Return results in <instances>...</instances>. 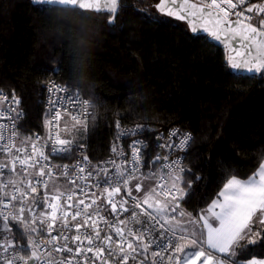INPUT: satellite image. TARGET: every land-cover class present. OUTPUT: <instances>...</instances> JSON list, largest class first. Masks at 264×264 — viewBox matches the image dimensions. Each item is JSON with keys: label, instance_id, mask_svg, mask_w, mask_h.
Wrapping results in <instances>:
<instances>
[{"label": "trees", "instance_id": "16d2710c", "mask_svg": "<svg viewBox=\"0 0 264 264\" xmlns=\"http://www.w3.org/2000/svg\"><path fill=\"white\" fill-rule=\"evenodd\" d=\"M156 1L119 0L111 15L77 9L73 21L47 12L61 6L0 0V89L20 96L23 132L43 129L49 79L85 97L90 113L75 141L94 160L106 154L118 121L190 131L186 206L202 210L229 178H248L264 160V75H234L224 48L158 13ZM91 20L98 31L82 46L75 24ZM257 230V243L241 241L235 257H221H264V226L253 224Z\"/></svg>", "mask_w": 264, "mask_h": 264}, {"label": "snow or ice", "instance_id": "6c2138e0", "mask_svg": "<svg viewBox=\"0 0 264 264\" xmlns=\"http://www.w3.org/2000/svg\"><path fill=\"white\" fill-rule=\"evenodd\" d=\"M33 2L63 6L47 9L49 14L77 13V9L99 11L104 8L113 14L117 11V0L103 5L100 0ZM222 2L229 9H235L245 0ZM157 7L168 16L188 20L193 33L202 29L196 38L208 33L220 41L223 33H229L226 42L236 41L244 48L243 52L235 50L234 56L229 57L232 69L254 73L264 70V18L260 20V29L246 24L244 21L252 17L244 16L243 12L234 13L238 18L244 17L243 20L230 21L229 12L217 0L205 4L160 0ZM254 9L257 14L264 13V5L259 4L251 5L246 11L252 13ZM74 99L87 109L88 101H81L78 94ZM12 103L19 101L13 98ZM61 107L64 105L59 98L52 102L53 119L59 120ZM3 111L5 109L0 108V112ZM11 111L14 109L9 110V115ZM73 119L79 123L76 116ZM15 128L13 123L10 131H0V156L4 157L0 161V239L4 241L0 243V264H29L30 261L32 264H96V261L109 264L110 260L112 264L117 261L128 264L130 258L136 261L138 257H143L139 264H146L148 251L153 247L156 250L151 253V264H195L201 257L203 264H224L217 254H226V258L231 259L236 256V248L244 247L241 241L255 244L261 236V231H253V224L264 226V164L247 180L229 179L211 205L198 217H192L180 208V201L186 195L180 187L183 173L190 170L184 169L179 160L163 164L159 172L140 173L142 146L136 141L131 145L132 159L126 167L116 164L114 159L91 166L87 156H83L76 164L59 166L57 170L43 151L46 145L40 143V137L20 140L21 144L31 146L29 152L26 147L16 145ZM124 135H132V132L126 131ZM190 141V135L184 136L179 147L186 149ZM71 150L72 141L61 139L57 134L50 155L71 153ZM113 152L117 157L123 156L115 147ZM61 177L64 188L57 183ZM133 180L137 181L135 185H132ZM145 180H156V183L145 188ZM142 188V196H133V190L139 193ZM122 189L126 196H120ZM124 213L130 215L121 219ZM10 221L20 225L17 232L22 239H27L29 247L13 244L14 236L3 235L11 234ZM133 224L138 227H131ZM53 231L56 236L52 235ZM113 233L118 238L116 241H113ZM53 252H66L69 256L60 260L47 258ZM88 253L93 256L89 257ZM232 264L242 262L232 260ZM248 264H264V260L254 258Z\"/></svg>", "mask_w": 264, "mask_h": 264}, {"label": "built area", "instance_id": "2783aa9c", "mask_svg": "<svg viewBox=\"0 0 264 264\" xmlns=\"http://www.w3.org/2000/svg\"><path fill=\"white\" fill-rule=\"evenodd\" d=\"M197 2L201 3H210L211 0H195ZM218 3L221 4V7L226 9L229 12L228 18H237L243 20L244 17H237L234 15L235 12H243L244 16H250L252 19L250 21H244L246 23H251L254 27H257L258 29L261 28L260 20L264 18V13L257 14L255 9L252 13H248L246 9L250 7L253 4H259L264 5V0H259L253 3H250L248 0H245L244 4H238V7L235 9H229L228 5L226 3H223L222 0H217ZM233 3H238V0H233ZM223 15V13H221ZM261 75H264V70H262ZM44 97L42 99L43 103V109H44V119H43V129L37 130L32 129L30 131L23 132L20 130V123L22 119V108H21V98L18 95H9L6 93L5 90L0 89V108H4L5 111L0 112V131H10L11 126L13 123H15L16 128L15 131L18 132V138L16 139V145L19 147H26L28 151H32L30 145H23L20 143V140L25 137H40V143H44L46 146L44 147L43 151L46 155H49V162L55 169H59V166H71L77 163L78 160L81 159L83 156H87L88 161L90 162L91 166H96L98 164L103 165L107 161L115 160L116 164L120 165L123 164V166H127V162H130L132 159V148L131 145L133 142L139 141L140 145L142 146L141 151V167L139 172L140 173H149L150 170L159 172L161 169V166L165 163H169L174 160H179L181 162V166L189 170V168L185 165V154L187 153L193 135L188 130H183L177 126H171L168 127L165 130L162 131H152L151 127L145 126L141 123H134V124H123L121 122H117L116 124V134L109 145L106 154L99 159H92L91 156L87 152V148L82 143H76L73 140L72 141V150L71 153H61L60 155H50L51 153V144L54 142L56 135L58 134L61 139H68L63 136L61 125L65 124L67 121L70 122H76L77 120H74L73 117L76 116L79 121L85 120L89 113L90 108L89 104L87 109L85 110L83 106L74 99V96L78 93H74L71 91L66 90L60 83H58L54 79H49L44 83ZM81 101H88L85 97L78 94ZM13 98L15 100H18L19 103L15 104L12 103ZM59 98L64 107L59 108L60 117L59 120L53 119L52 116V102ZM89 102V101H88ZM14 109V111H11V115H9V110ZM126 131L132 132V135L125 136L124 133ZM175 133L176 135H173ZM190 135L191 141L188 143V147L186 149H181L179 147V144L184 136ZM49 137H52L50 140ZM70 140V139H68ZM116 148L117 151L122 152L123 156L117 157L116 154L113 152V148ZM161 157L159 161L156 160L157 157ZM164 157H167V159H163ZM4 159L3 156H0V161ZM153 161H156V163H153ZM19 167V166H17ZM109 171L111 172L112 169L109 168ZM7 173V170H5ZM189 171H185L183 173V177L185 174H187ZM139 175V173H137ZM195 179H199V176H196ZM193 179L188 177L183 183L180 185V187L183 188L186 195L184 196V199L180 201V208L183 209L184 212L191 214L192 217H198L200 215V210L195 209L191 210L188 206H186V196L190 192V189L193 185ZM51 183V181H50ZM58 185L61 188L66 187L64 183L63 177L59 178L57 180ZM137 183L136 180L132 181V185H135ZM156 183V180L144 181V187L146 188L148 185L152 184L154 185ZM190 185V187H189ZM144 192V188L141 189V192L137 193L135 190H133V196H142ZM120 196H126L125 191L122 189ZM119 199V197H117ZM146 207V206H145ZM139 211V210H137ZM104 215H107V213H104ZM129 213H124L121 216V219L124 217H128ZM69 220H71L69 216ZM10 227L12 228L11 234L4 233L3 235L8 236H14L15 239L12 240L13 244L19 243L21 246L29 247L27 244L26 238H21L19 233L17 232V229L20 228V225L16 224L15 222H9ZM101 227H103L101 225ZM131 227H138L137 225L133 224ZM22 230V229H21ZM81 231H84L82 228ZM107 230L101 231V236L105 234ZM45 237L47 236V233L44 234ZM53 236H56L57 233L55 231L52 232ZM158 235V234H157ZM113 241H116L118 238L115 236V234H112ZM4 241L0 239V243H3ZM44 243H47V240H44ZM57 243H62V241H57ZM86 243V242H85ZM73 248H75V245H70ZM156 249L150 248L148 251V260L146 261V264H151V253L155 251ZM105 256H107V252L104 253ZM167 255V254H165ZM45 256L47 257V253H45ZM69 254L66 252H53L51 257H47L49 259H55L60 260L63 258L68 257ZM89 257L93 256V253H88ZM143 259V257H138L136 261H133L131 258L128 260V264H139V260ZM29 264H32L30 261ZM96 264H100V261H96ZM109 264H112V261H109ZM117 264H120L119 261H117Z\"/></svg>", "mask_w": 264, "mask_h": 264}, {"label": "water", "instance_id": "95a60500", "mask_svg": "<svg viewBox=\"0 0 264 264\" xmlns=\"http://www.w3.org/2000/svg\"><path fill=\"white\" fill-rule=\"evenodd\" d=\"M32 4H39V3H34L33 0H30ZM110 2V0H100V3L103 5L104 3H108ZM178 2H181V0H178ZM190 2H193V3H197V4H204V3H201V2H197L195 0H190ZM118 3H119V0H117V7H118ZM160 3V0H157L155 3H154V8L156 9V11L162 15H165V16H168L166 13H161L157 7V5ZM42 5H47V4H42ZM53 6H61L59 4H51ZM63 7V6H61ZM89 11H93L95 13H102V14H113L111 13L109 10L107 9H104V8H101V10L97 11L95 9H91ZM222 15V14H221ZM168 17H171L173 19H176V20H179L181 22H184L185 25L187 26L189 32L192 34V35H199L200 32H202L203 30L202 29H198V32L197 33H193L192 32V26L188 23V20H180V19H177L176 17L174 16H168ZM230 21H236L237 18H228ZM246 23V22H245ZM247 24V23H246ZM204 36L207 37V39L212 42L214 45L216 46H219L221 48H224L225 51H226V61H227V64L231 70V72L234 74L236 73L235 75L237 76H253V77H257L259 75H261V72L260 73H254V72H247L246 70L244 69H239V70H235V69H232L231 68V64L229 62V57L231 56H234L235 54V50H239L241 52L244 51V48L240 45V44H237L236 41H230V42H226V37L229 36L230 34L225 32L221 35V40L220 41H216L210 34L208 33H204L203 34ZM246 58V57H244ZM237 60H240L242 59L241 57H236Z\"/></svg>", "mask_w": 264, "mask_h": 264}, {"label": "clouds", "instance_id": "9594fccd", "mask_svg": "<svg viewBox=\"0 0 264 264\" xmlns=\"http://www.w3.org/2000/svg\"><path fill=\"white\" fill-rule=\"evenodd\" d=\"M67 17H70L73 21L78 20L79 18L74 15L73 12L64 13ZM92 26L87 27V24H75V26L80 30L81 39L80 43L82 46L84 45H91L92 40L89 37H94L98 31V25L95 21L91 20L89 22Z\"/></svg>", "mask_w": 264, "mask_h": 264}, {"label": "rangeland", "instance_id": "374dc122", "mask_svg": "<svg viewBox=\"0 0 264 264\" xmlns=\"http://www.w3.org/2000/svg\"><path fill=\"white\" fill-rule=\"evenodd\" d=\"M86 124H87L86 120L79 121V123H77V121L76 122L67 121L65 124L61 125L62 134L64 137L76 142L75 141L76 140V131L86 127ZM186 178H187V176L185 174L183 177L184 181L186 180ZM188 250H190V249H186V251H188ZM203 260H204V258L201 257L199 261L195 262V264H203Z\"/></svg>", "mask_w": 264, "mask_h": 264}, {"label": "crops", "instance_id": "0c3cea01", "mask_svg": "<svg viewBox=\"0 0 264 264\" xmlns=\"http://www.w3.org/2000/svg\"><path fill=\"white\" fill-rule=\"evenodd\" d=\"M262 164H264V160H262V162L260 163V165L258 166V168L256 169V171L254 172V174L258 171V169H259V167L262 165ZM254 174H252L251 176H253ZM251 176H249L248 178H250ZM232 178V177H231ZM231 178H229V179H231ZM237 178V177H236ZM248 178H246V179H241V178H237V179H240V180H247ZM228 179V180H229ZM227 180V181H228ZM226 181V182H227ZM225 182V183H226ZM224 183V184H225ZM223 187H224V185L220 188V190H219V192L223 189ZM219 192H218V194H219ZM218 196V195H217ZM216 196V197H217ZM216 197L214 198V199H216ZM214 199H212L211 201H210V203L204 208V209H202V210H200V214L202 213V212H204L210 205H211V203H212V201L214 200ZM218 255V258L219 259H221V260H223L224 261V264H231L230 262H228L227 260H225V259H223L222 257H221V255L222 254H217ZM257 259V260H264V257H251V258H249V259H247L246 261H244L242 264H248V262L249 261H251L252 259Z\"/></svg>", "mask_w": 264, "mask_h": 264}]
</instances>
